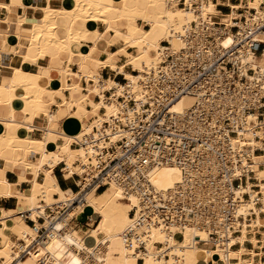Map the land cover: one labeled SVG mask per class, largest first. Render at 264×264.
<instances>
[{
  "label": "bare ground",
  "instance_id": "obj_1",
  "mask_svg": "<svg viewBox=\"0 0 264 264\" xmlns=\"http://www.w3.org/2000/svg\"><path fill=\"white\" fill-rule=\"evenodd\" d=\"M42 1L46 3L44 6L35 4V10L43 14L42 18L28 20V5L21 7V14L15 18L21 28L28 29L27 46L20 50L10 49L9 38L18 39L20 34L5 36L0 41V56L3 52L13 54L6 59L7 62H3L5 73L0 74V160L5 150H20L21 153L10 161L14 167L22 166L33 174V178L28 181L32 184L31 193L13 194V185L4 177V169L0 170V185L9 188L1 195L17 196L21 202L20 213L29 212L38 225L37 217H44L47 225L49 219L57 215V208L62 207L68 199L83 194V202L72 209L66 220L77 219L90 212L98 214L99 219L86 228L81 227L82 233L70 223L65 235L36 244H33L36 234L22 216L0 219V264L14 263L21 251L26 252V255L18 260V264H137L140 257L144 259L143 264H197L200 259L210 264H264V215L261 214H264V153H255L256 149H264V122H259L257 113L252 116L253 124L248 130L241 131L234 138L236 145L248 148L255 162V176L260 180L257 182L258 189H253L250 182L240 188L242 192L250 194L246 203L251 215L250 228L244 226L241 234L231 239V244L241 243L238 248L230 249L227 256L220 253L223 263L213 257L215 250L206 241L207 232L197 227L179 229L172 226L170 231H165L162 226H155L150 230V238L145 243L147 252H137L134 246L128 245L124 232L134 220L130 211L139 209V198L133 194L124 195L116 183H111L102 193H98L95 187L87 189L90 183L87 164L91 153L81 143L83 136L91 134L94 127L100 130L103 122L109 121L118 112L114 104L107 102L105 90L115 88L119 95L130 86L135 91L144 73H148L161 61L165 49L162 41L169 40L172 47L178 48L181 43L176 33L200 19L211 24H224L227 29L234 25L242 28L246 20L248 22L252 16L257 18L263 14L261 7L264 0H248L245 4L232 5V13L226 19L216 15L211 0H201L202 7L198 13L192 7L179 6V0H71L62 6H53L51 0ZM192 1L186 0V3L191 5ZM240 8L248 9L239 12ZM249 9H256V13L251 14ZM243 17L246 20H239ZM58 18L68 20L63 37L56 34ZM99 21L105 23L104 32L97 28ZM89 23L94 28H90ZM116 39L122 41L120 49L116 53L107 51L106 46ZM83 40L93 45L83 43ZM234 41L230 34L222 39L225 47ZM100 46L103 47L102 51L108 52L106 57L101 60L93 58L85 70L77 73L80 78L88 80L87 92H81L82 85L68 83L66 80L72 74L71 64L76 62L82 66L85 58L92 55V50ZM120 54L127 57L124 65L118 64ZM76 57H80L81 61H77ZM44 58L49 61L46 64L40 63ZM247 60L256 68H264V55L250 56ZM23 63L34 64L39 70L24 69ZM126 65H131L138 73L126 70ZM105 66L122 73L128 80L127 85L104 78L100 68ZM44 77L49 78L51 83L53 77H58L60 85L49 88L42 83ZM66 89H69L70 95L58 105L59 109L48 110V105L54 102L52 96ZM75 91L82 95L75 96ZM96 95L100 99L94 101L92 96ZM193 102L192 95H183L172 105L171 110L184 113ZM68 116L82 121L76 134H67L61 127L60 122ZM38 117L42 121L36 124L34 121ZM69 121L72 122V119ZM36 128L42 132L40 137L32 136ZM121 138L122 134H113L111 142L115 143ZM3 141L5 145H2ZM60 163H64L65 177L81 176V179L77 178L81 188L79 192L68 194L58 187L53 171ZM261 164L262 168L259 167ZM25 176L22 179H26ZM150 179L159 190H173L182 181V171L177 166L163 165L151 171ZM257 201H261L259 207ZM47 208L53 209V215H48ZM2 213L9 214L5 211ZM61 224L57 221L58 227ZM12 232L17 235L16 240L11 239ZM258 234L263 239H259ZM88 238L93 239L92 245H87ZM155 242L164 244L162 249L168 253L161 254L169 257L158 256Z\"/></svg>",
  "mask_w": 264,
  "mask_h": 264
},
{
  "label": "built area",
  "instance_id": "obj_2",
  "mask_svg": "<svg viewBox=\"0 0 264 264\" xmlns=\"http://www.w3.org/2000/svg\"><path fill=\"white\" fill-rule=\"evenodd\" d=\"M178 5L198 13L202 2L193 0L188 5L186 0H179ZM261 8L259 17L252 16L248 22L246 17L239 19L246 20L242 28L234 25L227 29L224 24L203 19L193 21L176 33L181 43L178 48L169 40L162 41L165 49L161 61L144 73L135 91L130 86L119 95L115 88L105 90L107 102L118 112L104 121L100 130L94 127L81 140L91 153L87 189L95 187L98 192L116 183L124 195L139 198V209L130 211L134 220L124 232L125 241L137 252L148 251L145 243L155 226L165 231L172 226L197 227L207 232L206 241L215 250L213 257L223 263L220 253L227 256L230 249L238 248L241 243L231 244V239L241 234L244 226L250 228L251 215L246 208L250 194L240 188L250 182L258 189L260 180L248 148L236 145L234 138L248 130L255 113L259 122H264V68H256L247 60L264 55V2ZM249 10L256 13V9ZM229 34L235 41L225 47L222 39ZM111 72L114 79L119 76L117 71ZM120 75L123 78L117 81L127 85L128 80ZM81 84L86 93L88 80L83 77ZM183 95H192L193 105L184 113L172 111V105ZM113 134H122V138L111 142ZM262 152L264 149L255 150ZM163 165L182 171V181L173 190H159L151 182V171ZM79 189L76 181L75 191ZM82 197L79 194L68 199L47 225L44 217H37L38 225L29 212H22L36 234L33 244L65 235L70 223L76 227L78 219L66 218L83 202ZM256 205L259 207L261 201ZM47 211L50 216L54 213L52 208ZM93 215L86 220L88 226L97 221ZM57 221L62 223L60 227ZM154 244L158 256L168 253L162 249L163 243ZM25 255L21 251L12 264H18ZM143 260L140 257L138 262Z\"/></svg>",
  "mask_w": 264,
  "mask_h": 264
},
{
  "label": "crops",
  "instance_id": "obj_3",
  "mask_svg": "<svg viewBox=\"0 0 264 264\" xmlns=\"http://www.w3.org/2000/svg\"><path fill=\"white\" fill-rule=\"evenodd\" d=\"M57 1L60 3H58ZM211 1L215 5L216 15L220 18H223V19H226L232 13V9H231L232 5H237V4L241 5V4H245L248 2V0H211ZM70 2H71V0H51V4L53 6H62L64 4H69ZM35 4L36 5L38 4L40 6H44L46 3L42 0H0V41H2L5 36H13L15 34H20V37L18 39H15L14 37L9 38V40H10L9 43L11 45L10 49L13 48V49L20 50V49L24 48L25 46H27L28 41H29L28 35H27L28 29L21 28L18 25V23L15 21V18H16V16L21 14L20 13L21 7H25L26 5H28V8H27L28 20H37V19L42 18L43 14L40 11L35 10V7H36ZM8 5H10V9H8ZM115 23H116V21L113 22V24H115ZM139 23L142 24L141 21H139ZM67 24H68V20L66 18H58L57 19L56 34L59 37H63L65 35V27L67 26ZM96 25L100 31H103V32L105 31V29H106L105 23L99 21ZM89 27L94 28V25L92 23H89ZM146 27H148V26H145V28ZM110 35H111V33H110ZM82 42L88 43L89 45H93L92 42H90V41L85 42L83 40ZM121 45H122V41L120 39H116L114 43L108 44L106 46V50L109 52H113V53L115 52L116 53L120 49ZM99 49L102 51L103 47L100 46ZM99 49L94 48L92 50V53H91L92 55L87 56L85 58V60L81 64L82 66H79L78 63H76V62L71 64L70 70H71L72 74L70 76L66 77V80L68 83L82 85L81 82H82L83 78H80L79 75H77L78 71L79 70H81V71L85 70V67L89 66L92 63L93 58H99L101 60V59L105 58L106 53H108L105 50L100 53ZM51 51H52V49H51ZM132 51L134 52V50H132ZM54 52H55V49H54ZM12 55H13L12 52H3L1 54V56H0V69H1L0 74L5 73V68H4L3 62H7L6 59L11 57ZM76 60L80 62L81 58L76 57ZM126 60H127L126 55L124 56V54H120L118 64H123L126 62ZM47 61H49V60L47 58H44V59L40 60V63L46 64ZM53 64H55V63H53ZM130 66L131 65H126L125 69L132 72L133 67L132 66L130 67ZM22 67L24 69L39 70L38 67H36L34 64H31V63H23ZM109 69H111V68L109 67ZM109 69L106 68L103 70V67L100 68V73L104 78L109 77L108 79H112L116 82H118L117 80H120V81L122 80L123 77H122V75H120L122 73H119V76L114 79L113 73ZM52 79H53V83L50 82L49 78L44 77L42 79V83L49 88L58 87L60 85L58 77H53ZM69 79H70V81H69ZM67 90H69V89H66L65 91H63L60 94L57 93V94L52 96L54 102L53 103L50 102L51 104L48 105V110L57 111L59 109L58 105L62 104L64 98L70 95V91L68 93V92H66ZM81 92L75 91L74 95L77 97H80L82 95ZM92 97H93L94 101L98 100V98L96 96H92ZM88 108L91 109V105H89ZM70 118L72 119V122H74V123L69 121V120H71ZM41 121L42 120L39 119V117H38L37 119H35L34 122H36V124H38ZM80 122H82V121L80 119H78L77 117L68 116V117L64 118L63 121L60 122V124H61V127L65 133L76 134L80 130L78 128H81ZM74 125H76V126H74ZM70 126H71V128H70ZM65 128H67V129H65ZM1 129H2V127L0 125V130ZM65 130L68 131L69 133L66 132ZM41 135H42V132L38 128H36L32 131V136H34V137H40ZM2 145H5L4 141L2 142ZM19 153H21V152H20V150H17V149H11V150L7 149L4 152H2V157H1L2 159L0 160V170L4 169V173H3L4 177L6 178V180L11 185H13L11 187V191L13 192V194H16L19 192H23L25 194L26 193L30 194L31 193L30 190L32 189V184H31V182H28V181H29V179L33 178V174L31 172V170L26 171V170H24V168L22 166L14 167L13 163L11 162L14 159V157L17 156ZM64 167H65L64 163H60L58 166H56L54 168L53 174L56 177L57 185L61 190L65 191L68 194L75 193L77 178H75V177L72 178L74 175H72V177H69V178L65 177L64 171H63ZM23 175L24 176L26 175L25 176L26 179H22ZM27 175H28V177H27ZM5 190H9V188L6 189L0 185V219H4L5 217H6L5 219H10L9 217L12 218L13 216L14 217L19 216V215L21 216L22 212L21 213L19 212L20 211L19 207L21 204L20 199L15 195L2 196L1 193L4 192ZM3 211H5L9 214L3 215V213H2ZM10 212H12V213L10 214ZM93 214L98 216V218H97V220H98L99 215L94 213V212H90L88 214V217L93 215ZM77 219L79 220V218H77ZM87 223L88 222L80 224V223H78V221H76V225H77L76 228L79 230V232L82 233V231H80L81 227H83V228H86V226L88 227ZM27 225L30 226L28 223H27ZM16 237H17V235L15 234V232H12L11 233V239L16 240ZM88 240H91L93 242L92 238L86 239V242ZM143 261L137 262V264H143ZM208 263L210 264L209 261H206L203 259H200L197 262V264H208Z\"/></svg>",
  "mask_w": 264,
  "mask_h": 264
},
{
  "label": "rangeland",
  "instance_id": "obj_4",
  "mask_svg": "<svg viewBox=\"0 0 264 264\" xmlns=\"http://www.w3.org/2000/svg\"><path fill=\"white\" fill-rule=\"evenodd\" d=\"M92 218H93V219H97L98 216H97V215H93ZM87 219H88V215L83 214V215L80 216V218H79V220H78V223H80V224H81V223H86V220H87ZM257 236H258L259 239H263V236H262V235L258 234ZM86 243H87V245H92V244H93V242H92L91 240H88ZM247 246H248V247H251L250 244H247ZM263 259H264V258H263Z\"/></svg>",
  "mask_w": 264,
  "mask_h": 264
},
{
  "label": "trees",
  "instance_id": "obj_5",
  "mask_svg": "<svg viewBox=\"0 0 264 264\" xmlns=\"http://www.w3.org/2000/svg\"><path fill=\"white\" fill-rule=\"evenodd\" d=\"M76 190V189H75ZM105 189L100 190L98 193H102ZM71 194V193H70Z\"/></svg>",
  "mask_w": 264,
  "mask_h": 264
}]
</instances>
